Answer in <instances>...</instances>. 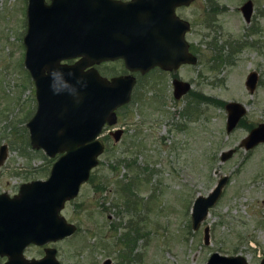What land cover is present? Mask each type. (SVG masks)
Returning <instances> with one entry per match:
<instances>
[{
    "label": "rangeland",
    "instance_id": "1",
    "mask_svg": "<svg viewBox=\"0 0 264 264\" xmlns=\"http://www.w3.org/2000/svg\"><path fill=\"white\" fill-rule=\"evenodd\" d=\"M243 1L193 0L177 8L188 21L184 37L199 52L196 63L176 71L190 87L175 100L173 75L155 70L137 80L116 122L105 124L99 136L104 150L90 176L60 211L75 232L45 244L56 249L59 264H205L212 252L240 254L247 264L264 258V143L238 146L249 129L264 124V0H252L248 23L239 11ZM26 5L0 0V145L6 146L0 190L8 195L21 182L45 178L54 159L27 143L35 97L23 66ZM97 69L109 77L126 72L119 60ZM251 71L258 76L252 93L244 85ZM231 100L246 112L227 133L223 105ZM233 147L221 162L220 152ZM224 174L229 179L221 197L193 230L195 196ZM133 229L141 237H133L128 249L121 238L135 236ZM43 248L28 245L23 255L40 258Z\"/></svg>",
    "mask_w": 264,
    "mask_h": 264
},
{
    "label": "water",
    "instance_id": "2",
    "mask_svg": "<svg viewBox=\"0 0 264 264\" xmlns=\"http://www.w3.org/2000/svg\"><path fill=\"white\" fill-rule=\"evenodd\" d=\"M26 28L22 38L23 66L32 79L35 110L26 122L29 145L54 157L49 174L21 182L16 193L0 191V264H59L56 249L45 244L72 234L76 226L60 214L65 201L73 199L88 179L104 150L100 134L104 125L116 122V109L131 99L132 73L144 74L158 66L176 69L194 64L184 35L188 21L176 7L193 0H26ZM251 2L241 6L245 21ZM120 59L127 73L106 77L97 65ZM72 60V61H69ZM255 71L244 85L252 93ZM190 83L173 79V95L186 93ZM225 131L231 132L246 112L244 104L228 101ZM120 131H115L114 139ZM264 143V124L249 129L238 144L245 150ZM6 146L0 145V165ZM235 147L220 152L230 158ZM229 176H219L203 196L191 205V228L200 226L208 210L221 197ZM203 243L209 228L203 227ZM28 245L42 246L40 258L23 255ZM106 259L102 264H108ZM205 264H247L240 254L212 252ZM259 264H264L262 258Z\"/></svg>",
    "mask_w": 264,
    "mask_h": 264
},
{
    "label": "flooded vegetation",
    "instance_id": "3",
    "mask_svg": "<svg viewBox=\"0 0 264 264\" xmlns=\"http://www.w3.org/2000/svg\"><path fill=\"white\" fill-rule=\"evenodd\" d=\"M246 1H248V0H245V1H243V3L239 6V11H240V13H241V6L246 2ZM249 2H251V7H250V18L252 17V12H253V2H252V0H249ZM185 6V5H184ZM184 6H181V7H184ZM177 8H180V7H176L175 8V13H176V10H177ZM177 14V13H176ZM242 16H243V13H242ZM250 18H249V20H250ZM243 19H244V17H243ZM249 20L247 21V23L249 22ZM255 26L253 25V28H254ZM252 28V29H253ZM188 47H189V52L190 53H192L193 55H194V57L196 58V61H195V63L197 62V60H198V58H197V56L199 55V52L197 51L198 50V48H193V47H191V45L190 44H188ZM117 60H119V61H121L120 59H117ZM215 60V58L213 57L212 58V61H214ZM69 61H72V60H69ZM112 61H114V60H112ZM112 61H103V62H101V63H107V62H112ZM122 62V61H121ZM100 65V64H99ZM122 65H123V62H122ZM180 65H182V64H180ZM180 65H178L177 67H176V69H166V70H162V69H160L158 66H155L154 68H151V69H149V70H147L146 72H144V74H141L140 72H138V71H134V73H132L133 74V76L135 77V84H134V86L138 83V81H139V79H141V78H144L146 75H151L152 73H154L155 72V70H157V71H160V72H163V73H167L169 76H171V75H173L172 76V78L170 79L171 80V86H172V90H173V79H179V80H181L180 79V77L178 76V75H176V71L178 72V70H177V68L180 66ZM98 66V65H97ZM97 66H96V68H97ZM124 66V65H123ZM124 69H125V67H124ZM99 71V70H98ZM125 71H126V69H125ZM100 73V72H99ZM125 73H127V71L125 72ZM257 74V73H256ZM101 75H104V74H101ZM115 75V74H114ZM104 76H106V75H104ZM257 76V75H256ZM106 77H108L109 78V76H106ZM111 77V76H110ZM257 78H258V76H257ZM138 80V81H137ZM137 81V82H136ZM133 89H134V87H133ZM132 89V90H133ZM171 90V91H172ZM132 92V91H131ZM183 95V94H182ZM172 96H173V98L175 99V100H177L178 98H175L174 97V95H173V91H172ZM200 98H202V97H200ZM213 99V98H212ZM214 100V99H213ZM225 104V103H224ZM125 105V104H124ZM124 105L123 106H121V107H119V108H122V107H124ZM223 107H224V105H223ZM119 108H117V109H119ZM117 109H116V115H117ZM118 116V115H117ZM242 118V117H241ZM28 120H29V118H28ZM27 120V121H28ZM240 122V121H239ZM104 126H107V125H104ZM19 187V186H18ZM1 191V190H0ZM197 228H199V227H197ZM196 228V229H197ZM196 229H194V230H196ZM203 229V228H202ZM210 230V229H209ZM204 244V243H203ZM104 260H106V259H104ZM103 260V261H104ZM109 260V262H110V259H108ZM103 261H102V263H103ZM0 263H2V261L0 262ZM101 263V264H102Z\"/></svg>",
    "mask_w": 264,
    "mask_h": 264
},
{
    "label": "trees",
    "instance_id": "4",
    "mask_svg": "<svg viewBox=\"0 0 264 264\" xmlns=\"http://www.w3.org/2000/svg\"><path fill=\"white\" fill-rule=\"evenodd\" d=\"M99 70V69H98ZM99 72L101 73V71L99 70ZM199 99H200V97H199ZM30 117V116H29ZM107 137L106 136H104V140L106 139ZM27 143H28V145H29V140L27 139ZM104 144V143H103ZM30 146V145H29ZM90 176V175H89ZM101 188V187H100ZM125 188V185L124 186H121V189L122 190H126V189H124ZM96 188H94V190H95ZM127 191V190H126ZM133 231L135 232V236H132V234L130 233V232H125V233H123L122 234V241H123V243H124V245H126L127 247H128V249L129 248H131V245H132V243H130V241L132 240V238H133V241H134V239L135 238H138V237H141V234H140V232H138L136 229H133Z\"/></svg>",
    "mask_w": 264,
    "mask_h": 264
}]
</instances>
